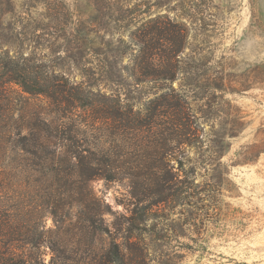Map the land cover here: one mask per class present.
<instances>
[{"label": "rangeland", "instance_id": "1", "mask_svg": "<svg viewBox=\"0 0 264 264\" xmlns=\"http://www.w3.org/2000/svg\"><path fill=\"white\" fill-rule=\"evenodd\" d=\"M4 5L0 256L264 264V0Z\"/></svg>", "mask_w": 264, "mask_h": 264}, {"label": "trees", "instance_id": "2", "mask_svg": "<svg viewBox=\"0 0 264 264\" xmlns=\"http://www.w3.org/2000/svg\"><path fill=\"white\" fill-rule=\"evenodd\" d=\"M157 1V8H162V7H169L172 3H176L174 8L171 10L174 11V13L178 12H185V11H190V12H203L206 8L210 7V4L213 0H156ZM4 0H0V14L5 12L4 9ZM169 24H171L170 21H168ZM174 28L179 30L178 24H174ZM174 32L177 33V30ZM177 37V38H176ZM166 40H168L170 43H172L175 47H179L183 44L184 38L183 36L180 35H174V36H166ZM175 52V51H174ZM177 52V51H176ZM178 53V52H177ZM12 62V58L10 55L5 52L0 50V65L3 64V66H8ZM18 76L20 73L25 75V78L23 79V82L20 81V79H17L18 76L16 77H10L11 81H16L20 82L25 90V92L29 94H39L40 91L34 89L33 85L29 83L27 80V75H28V69L27 68H22L20 72H17ZM21 75V74H20ZM220 89V88H218ZM111 255L114 256V261L116 264H123V260L121 258V255L119 253V250L117 246H114V249L111 250ZM0 264H24L22 260L20 259H9L6 257V255H1L0 256Z\"/></svg>", "mask_w": 264, "mask_h": 264}]
</instances>
